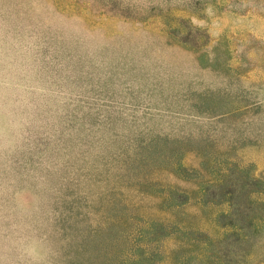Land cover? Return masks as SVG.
I'll list each match as a JSON object with an SVG mask.
<instances>
[{"label": "rangeland", "instance_id": "1", "mask_svg": "<svg viewBox=\"0 0 264 264\" xmlns=\"http://www.w3.org/2000/svg\"><path fill=\"white\" fill-rule=\"evenodd\" d=\"M0 264H264V0H0Z\"/></svg>", "mask_w": 264, "mask_h": 264}]
</instances>
